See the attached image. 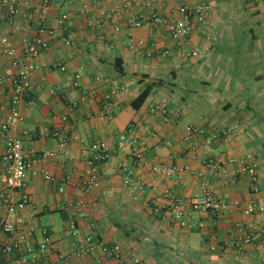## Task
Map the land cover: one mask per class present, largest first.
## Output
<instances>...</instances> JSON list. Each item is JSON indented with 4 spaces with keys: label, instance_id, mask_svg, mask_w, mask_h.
Here are the masks:
<instances>
[{
    "label": "crops",
    "instance_id": "1",
    "mask_svg": "<svg viewBox=\"0 0 264 264\" xmlns=\"http://www.w3.org/2000/svg\"><path fill=\"white\" fill-rule=\"evenodd\" d=\"M126 1L51 0L42 16V0H16L20 11L12 18L0 5V37L10 38L18 55L23 37L49 43L35 60L26 96L33 104H22L23 120L10 132L23 140L33 160L24 188L29 201L20 212L26 218L22 231L32 230L38 243L47 230L56 252L70 253L88 236L106 244L117 242L126 264H133V254L142 264H264V232L255 231L251 241L233 244L235 224L252 219L264 225V213L247 216L234 208L214 216L192 209L187 218L173 221L170 209L171 194L189 204L203 192L206 180L220 199L264 206V0H209L207 24L194 18L186 40H175L164 27L148 22L134 26L138 13L136 8L123 10ZM179 1L160 0L159 15L174 16ZM196 1L186 3L192 7ZM194 48L198 56L188 54ZM2 49L0 41V77H7L14 69ZM123 82H129V88L111 99V115L102 120L103 94ZM149 86V95L135 107L134 100ZM12 94L10 81L0 84V128ZM162 101L182 110L176 121L150 110V104ZM188 125L205 132L196 136L193 151L183 139ZM227 128L237 134L224 142L220 133ZM54 130L68 138L66 146L59 145ZM132 139L144 160L189 169L155 174L135 159ZM96 140L109 144L111 157L106 175L86 192L80 183L90 173L89 146ZM5 149L0 129V161ZM43 151H60L65 158L42 157ZM248 154L256 176L237 174L235 183L218 180L202 163L206 158L225 161ZM119 163L133 170L143 189L123 184ZM42 170L55 180L45 179ZM19 193L13 192V197ZM78 201L84 203L81 208L75 206ZM1 217L14 219L2 206ZM9 239L0 229V240ZM98 257L103 264H119L99 249L62 264H95ZM0 264L25 263L17 255L0 254Z\"/></svg>",
    "mask_w": 264,
    "mask_h": 264
},
{
    "label": "built area",
    "instance_id": "2",
    "mask_svg": "<svg viewBox=\"0 0 264 264\" xmlns=\"http://www.w3.org/2000/svg\"><path fill=\"white\" fill-rule=\"evenodd\" d=\"M64 1L68 2L71 0ZM50 2L51 0H42L40 6L42 16L46 13ZM159 4L160 0H127L123 6V10L130 11V9L136 8L138 15L133 22L134 26H141L145 22L151 23L155 27L162 26L168 32L169 36L175 40L181 38L186 40L192 30L194 18H197L200 24L206 25L212 11V4L209 0H197L192 7L187 5L186 0H180L174 10L175 15L168 18L159 15L157 11ZM0 5L6 8L11 18L20 11L16 0H0ZM62 17L66 18V15ZM115 30H119V27L115 26ZM0 41L3 44L2 54L11 58V66L14 69V74L7 77H0V84L8 80L13 88L9 111L4 117L0 128L6 148L0 161V183L2 185L0 191V206L4 207L8 214L14 215V219H9L8 217L0 218V229L10 235L8 241L0 240V254L4 256L17 255L19 260L25 264H62L74 255L88 256L99 249L105 257L116 259L119 264H126L122 258V247L117 242L106 244L101 240L95 239L93 236H88L82 242L76 244L72 252H56L47 230H43V237L38 243H35L33 240L32 230L22 231V226L26 222V218L21 216L20 212L29 201V195L24 188L28 174L27 171L33 160L29 152L25 149L23 140L18 136L11 135L10 132L23 120L22 104L24 102L33 104L32 100L26 101V96L32 88L31 77L36 67L35 60L41 52L48 49L49 43L41 37H23L21 40V54L18 55L10 38L1 36ZM139 43L142 44L143 41L140 40ZM129 46L134 49L137 48L133 43H129ZM108 48H112L111 43ZM168 52V49L164 50L165 54ZM188 54L198 56L199 50L194 48ZM129 86V82L113 84L103 94L101 111L99 112V117L102 120L109 118L111 115V99L120 92L127 90ZM86 94L87 92L83 93V98ZM75 104V102L71 103L69 105L70 109ZM149 108L151 111L158 112L160 117L167 121H176L182 113L179 107H171L167 101L152 103ZM62 119L66 120L67 117L62 116ZM204 133V129L202 128L193 125L186 126L183 136L186 149L188 151L195 150L198 147L196 136ZM52 134L57 138L60 146L63 147L69 143L68 138L58 130H54ZM236 134V130L227 128L221 130L220 138L222 141L228 142ZM121 138L123 140L127 139L125 134ZM130 142L134 146L133 155L135 159L141 162L143 161L157 175L169 176L180 174L189 169L188 166H167L146 161L144 160L142 152L135 148L136 140L132 139ZM89 150L91 152L88 158L90 173L80 183V188L86 192L92 191L98 185L100 178L106 175V166L111 157V148L104 140L92 142ZM41 156L60 160L65 158V154L60 151H43L41 152ZM251 158L250 154L242 157H231L225 161L206 158L202 163L218 180L235 183L237 174H248L252 178H255V166L249 161ZM227 163L236 164L237 167L235 169H229ZM117 169L123 175V184L125 186L131 187L134 190L144 188L142 180L139 177H135L133 170L126 164L119 163ZM33 173L36 174V171H33ZM43 174L45 179L50 181L55 180L50 173L43 171ZM203 187V192L194 196L189 204L182 198L171 194L170 209L173 213V221L187 218L192 209L203 213H210L214 216H218L223 211L234 208H240L247 216L264 213V206L254 201L242 206L236 204L234 201L218 198L208 180L203 182ZM15 191L20 192L17 198L13 197V192ZM165 193L168 194L169 191ZM83 205L84 203L81 201L75 204L77 208H81ZM235 226L238 234L235 236L233 244L236 245L251 241L252 234L255 231L264 232V225H260L252 219L237 222ZM200 227H203V223L200 224ZM52 254L55 255V258H51ZM131 261L133 264H142L135 254L132 255ZM95 264H103V260L98 257Z\"/></svg>",
    "mask_w": 264,
    "mask_h": 264
},
{
    "label": "trees",
    "instance_id": "3",
    "mask_svg": "<svg viewBox=\"0 0 264 264\" xmlns=\"http://www.w3.org/2000/svg\"><path fill=\"white\" fill-rule=\"evenodd\" d=\"M151 91V87H147L146 89H144L136 98V100H134V106L135 107H139V105L146 99V97L149 95Z\"/></svg>",
    "mask_w": 264,
    "mask_h": 264
}]
</instances>
